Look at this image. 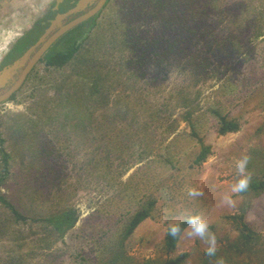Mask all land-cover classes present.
Instances as JSON below:
<instances>
[{"label": "rangeland", "instance_id": "obj_1", "mask_svg": "<svg viewBox=\"0 0 264 264\" xmlns=\"http://www.w3.org/2000/svg\"><path fill=\"white\" fill-rule=\"evenodd\" d=\"M54 1L0 0V61ZM174 1V9L189 15L185 29L191 25L198 33L207 30V36L219 39L229 32L232 43L241 46L227 58L213 60L218 69L205 80L190 74L194 64L190 50L200 52L201 36L165 50L174 35L164 32L169 27L163 26V17H156L159 6L153 0H110L82 28L78 60L93 59L90 70H102V86L110 100L99 113L111 114V120L95 123L90 138L74 130V123L63 127L39 120L57 104L58 87L74 92L73 82L82 71H77L76 60L60 69L39 64L16 98L0 104V126L12 155L11 176L3 192L26 213L65 206L79 213L63 240L47 247L44 241L53 238L46 237L43 224L17 222L0 204V264H165L181 253H188L182 264H215L220 257L226 264H264V192L239 194L233 197V206L222 204L238 178L235 161L242 154L251 156L252 178L264 176V0ZM257 17L260 22L254 20ZM137 35L142 45L159 41L156 49L170 54L150 58L141 69L124 67L133 61L130 45ZM184 91L189 93L186 101L181 98ZM125 107L133 109L128 121L116 112ZM213 109L238 120L240 130L219 135ZM157 111L165 119L153 120ZM189 111L197 131L212 147L200 166L194 164L199 143L190 136L192 129L185 119ZM130 126L137 133L130 149L138 145L120 155L111 146L120 129ZM39 129L44 135L36 137ZM43 142L48 150L39 152ZM141 149L148 154L139 162ZM92 151L95 159L109 154L114 160L112 173L104 177L102 168L84 165ZM191 187L202 189L204 195L189 196ZM150 198L156 199L152 216L122 240L130 216ZM198 213L210 221L216 234V257H208L205 245L187 236L167 252L168 225ZM242 214L251 227V241L242 237V226L232 217Z\"/></svg>", "mask_w": 264, "mask_h": 264}, {"label": "trees", "instance_id": "obj_2", "mask_svg": "<svg viewBox=\"0 0 264 264\" xmlns=\"http://www.w3.org/2000/svg\"><path fill=\"white\" fill-rule=\"evenodd\" d=\"M71 0H67L65 5L62 7L63 10L69 8L72 6ZM110 0L107 1L106 5L109 3ZM176 1L174 0H153V3L155 6H159V11H157L156 17H163L165 19V24L163 26L169 27L164 30V32H170L171 35H174V39L172 41H168V46L165 45V50L174 49V47L179 46V41L184 42L185 40H189L190 37L199 35L201 36V39L203 40L200 48V52H192L190 50V55L194 58V64L192 67V71L190 74H194L195 77H197L199 80L203 79L205 80L206 76H208L209 73L216 72L218 69V66L215 64H212V61L217 58H227L228 55L232 52L234 48H239L236 44L232 43L231 41V34H227L224 38H217L215 35L213 36H207L206 33H210V31L204 30V33L197 32L195 28L191 27V25H188V27L185 29L184 26H186V23L188 22L189 15L186 13V10L180 11L179 9H174V4ZM105 5V6H106ZM104 6V7H105ZM104 9V8H103ZM103 9L97 13L92 19H90L87 23H85L83 26L80 25L70 31L67 35H65L60 42H63L62 48H52L50 51L46 53V55L42 58L39 64L45 63L48 67L53 68H63L69 63L74 62L76 60L79 62L77 66L78 72V78L75 82H73V89L74 92L71 91H65L63 90V87H58L56 94V105H54L50 111H45L44 115H39V120H47L45 124L49 125L52 123L49 122H55L62 124L63 127L70 126V123H74L72 125L74 130H78L82 133L88 134L87 138L91 137V132H94L96 130L95 123L98 122H104L111 120V114L106 115V113H99V110L109 103L110 99H106L105 96L107 94L104 93L105 86L103 87V81L104 77L102 76V70L97 69L96 71L90 70L92 66H94L95 62L93 59H88V62H83L81 60H78L81 52V48L83 47L84 37L81 36L82 34V28L88 24L90 21H94L103 11ZM228 20V26L227 29H229V19ZM256 22H260L261 18L257 17ZM226 21V20H225ZM194 22V21H193ZM183 26V28L181 27ZM34 30H32L30 33H32ZM174 32V34L172 33ZM179 32V33H177ZM261 30L259 32L262 33ZM177 33V34H175ZM259 34L256 35L259 36ZM131 37V35L129 34ZM128 35H126V38H129ZM133 42L132 46L130 45L131 50L133 51V61L126 62L124 67H126L127 64L138 67V68H144L145 66L149 65L150 58L154 57H164L168 56L170 51L162 52L157 50L159 46V41L156 42H148L146 45L141 44L142 37L140 35H137L135 38L131 39ZM34 40H31L33 42ZM30 42V43H31ZM127 42V40H126ZM229 42L232 46H229ZM29 43V42H28ZM23 45V48L28 45ZM140 43V44H139ZM139 45V46H138ZM161 47V46H160ZM241 47V46H240ZM139 48L140 56L137 54V49ZM183 49V47H181ZM227 50L229 53H227ZM153 52V53H152ZM38 64V65H39ZM96 66V65H95ZM37 68V66H36ZM36 68L31 73V75L28 77L27 81L32 79L33 75L35 76ZM88 71V73L86 72ZM127 70V69H126ZM26 81V82H27ZM76 89H83L85 90L84 93H79ZM21 90V89H20ZM18 93H15L9 100H14L16 98ZM182 94V99L184 101L187 100V96L189 93H185V91ZM8 100V101H9ZM129 106V105H128ZM133 111L131 107H125L123 110H117L119 114L123 116V118L126 119V121L129 120V115ZM212 113L218 118V134L219 135H225L230 132H236L240 130L241 124L236 119H228L226 115L221 114L218 110L213 109ZM192 113L189 111L185 117L186 120H188L189 126L191 127L192 131L190 133V136L195 138L197 142L199 143L200 150L198 154L196 155V158L194 159L195 165H202L208 157L212 153V147L210 144L205 143L204 138L200 135V133L196 129L195 122L192 119ZM162 115L157 111V113H153L152 119L155 121H161L162 119H165V117H161ZM136 120V118H133ZM30 120V119H29ZM33 121V120H30ZM115 122V121H114ZM27 125V122H26ZM121 131L117 133V142L111 146L113 150L119 151V154H124V152L132 149L133 146H136L138 144H133V146L130 149V143L131 141L136 137V132L131 131V126L126 129H120ZM36 137L39 135H44L43 129H39L38 132H35ZM46 137V136H45ZM44 137V138H45ZM43 147L42 150H39V152H44L46 149L48 150V147L46 146V143H41ZM96 150V147L93 149ZM94 151L90 152L88 155V159H86V167L89 166H96L98 169H103L104 177L109 175L113 172V159H110L109 154H106L104 157H101L100 159H95V156L93 154ZM92 153V154H91ZM147 150L141 149L139 162L143 161V158L145 155H147ZM91 155V157H90ZM49 159L52 157V154H46ZM110 159V160H109ZM11 160L12 155L8 151L6 147V139L3 135V132L1 130L0 126V167H1V174H0V204L3 205L12 215V217L17 222H27L28 220H32L34 222L41 223L45 226V232L46 237L50 238L52 237L50 241L47 239V241H44L46 243L47 247H51L54 242L58 240H63L66 233L72 229L78 219H79V213L78 210L73 206H65L64 208H44L41 207L43 211H36V212H29L26 213V210H22L18 205L11 200V198L3 192V186L6 185L7 179L11 176ZM35 163V160L32 161ZM169 164H172L170 160L167 161ZM49 164V163H46ZM83 168V169H86ZM38 172V171H37ZM50 174V172H49ZM101 175L100 177H102ZM38 177V176H37ZM264 192V176L262 178H252L251 186L248 189V191L241 193L242 195L246 194H253V195H260ZM156 205V199L150 198L146 203L142 204L139 208L135 210V212L130 216L129 221L127 222V225L124 228V231L122 233V240H126L128 237H130L135 229L147 218H150L152 216V212ZM234 219H237L240 226H242V237L250 239L251 237V227L246 222L244 215H234L232 216ZM186 219L180 220L175 223H179L181 225V228L184 229L187 227ZM46 240V238H45ZM180 239H174L171 236L165 234L164 238V248L167 252H172L176 249L177 244ZM251 241V239H250ZM249 241V242H250ZM188 256V253H181L175 258H169L165 261V264H182L186 257Z\"/></svg>", "mask_w": 264, "mask_h": 264}, {"label": "water", "instance_id": "obj_3", "mask_svg": "<svg viewBox=\"0 0 264 264\" xmlns=\"http://www.w3.org/2000/svg\"><path fill=\"white\" fill-rule=\"evenodd\" d=\"M61 1L62 0H57L55 9L58 8V4ZM107 1L108 0H78L73 7L63 13H58L54 19H51L50 26L46 29L44 35L22 54V56L16 59L12 65L0 70V87H2L18 70L22 69L19 78L14 84L4 93L0 94V103L10 99L11 96L21 88L29 72L56 40L83 22L93 18L104 8ZM89 6L92 7L88 8ZM79 12L82 13L73 17Z\"/></svg>", "mask_w": 264, "mask_h": 264}, {"label": "clouds", "instance_id": "obj_4", "mask_svg": "<svg viewBox=\"0 0 264 264\" xmlns=\"http://www.w3.org/2000/svg\"><path fill=\"white\" fill-rule=\"evenodd\" d=\"M251 156L247 153L242 154L235 161L237 179L230 189V193L222 198V204L233 206L234 196L248 191L252 182V172L249 170ZM191 197H201L204 195L202 189L191 187L188 189ZM187 227L182 229L179 223L168 225L167 234L174 239L188 238L199 239L205 245V254L208 257H216L218 252V240L216 234L211 230L210 221L203 214H194L187 217ZM215 264H226L223 257L216 260Z\"/></svg>", "mask_w": 264, "mask_h": 264}, {"label": "flooded vegetation", "instance_id": "obj_5", "mask_svg": "<svg viewBox=\"0 0 264 264\" xmlns=\"http://www.w3.org/2000/svg\"><path fill=\"white\" fill-rule=\"evenodd\" d=\"M66 1L67 0H62L58 4V8L55 9V7L57 6V0H55L54 1V4L51 7H48L49 11L47 10L48 12L46 14L44 13V15L41 16V18L37 19L34 22V24L30 27V29L26 30L18 40H16L13 44H11V46L8 48V50L6 51V53L4 54V56L2 57V59L0 61V70L4 69L5 67H8V66L12 65L16 59H18L20 56H22V54H24L31 46H33L44 35V33L46 32V29L50 26V20L51 19H54L58 13H63L65 11H67L68 9H70L71 7H73L74 4L78 0H71L70 2L72 4V6L69 7V8H67V9H65V10H63L62 7L65 5ZM91 7L92 6H89L88 8H91ZM81 13L82 12H79L78 14L74 15L73 17H75V16H77V15H79ZM88 21L83 22L80 25L83 26ZM80 25H78V26H80ZM75 28H73V29H75ZM32 30H34V31L32 33H30ZM72 30H70V31H72ZM70 31L67 32L66 34H64L62 37H60L58 40H56L50 46V48L45 52V54L41 57V59L35 64V66L33 67V69L29 72V74L27 75V78H26L25 82L27 81L28 77L34 71V69L36 68V66H38V64L40 63V61L42 60V58L46 55V53L48 51H50L54 47H56V48H62L63 47V42L64 41L63 42H60V41L62 40V38L65 35H67L68 33H70ZM31 40H34V41L31 42ZM27 43H28V45L23 48V45H26ZM21 71H22V69L18 70L12 76V78H10L5 83L4 86L0 87V94L4 93L7 89H9L14 84V82L19 78V76L21 74ZM25 82H24V84H25ZM23 85L21 86V88L23 87ZM20 89L18 91H16L15 93H18L20 91ZM8 100H6V101H8ZM6 101L1 102L0 104L4 103Z\"/></svg>", "mask_w": 264, "mask_h": 264}]
</instances>
